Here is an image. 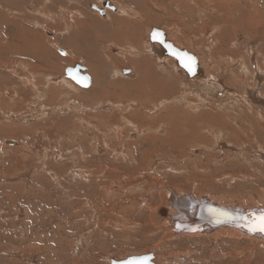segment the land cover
<instances>
[{"label": "rangeland", "instance_id": "374dc122", "mask_svg": "<svg viewBox=\"0 0 264 264\" xmlns=\"http://www.w3.org/2000/svg\"><path fill=\"white\" fill-rule=\"evenodd\" d=\"M149 1L0 0L29 35L7 25L0 50V264H264V241L177 235L168 215L170 190L264 206V0ZM75 63L88 88L65 77Z\"/></svg>", "mask_w": 264, "mask_h": 264}, {"label": "water", "instance_id": "95a60500", "mask_svg": "<svg viewBox=\"0 0 264 264\" xmlns=\"http://www.w3.org/2000/svg\"><path fill=\"white\" fill-rule=\"evenodd\" d=\"M105 5L111 10H114L112 6H108L107 2ZM91 8L96 9L94 6H91ZM156 33H159V36L154 38V34ZM150 40L151 42H157L161 44L164 51L163 53L174 58L176 66L183 68L189 77L199 74L197 72L195 57L187 51L177 49L168 42H165L163 33L161 31H157L153 28L150 33ZM186 64L190 65V68L186 67ZM83 72H85V68L79 63L75 64L73 68L65 69V75L67 78L72 80L78 86L87 88L90 85V79ZM127 72L128 71H122L123 74H126ZM9 143L12 144L11 142ZM259 215V213H249L247 211L242 212L238 210L225 209L214 205H199L196 213L192 216V222H185L182 224H177V222H174L173 229L177 235H184L186 233H197L203 228L206 229V226H211L212 228H217L220 226H232L244 231L247 234L257 233L261 234V236H264V232L250 230L253 221ZM152 259L153 256L151 254H147L129 257L122 261L109 260V264H126V262L132 260L144 261V264H152Z\"/></svg>", "mask_w": 264, "mask_h": 264}, {"label": "bare ground", "instance_id": "6f19581e", "mask_svg": "<svg viewBox=\"0 0 264 264\" xmlns=\"http://www.w3.org/2000/svg\"><path fill=\"white\" fill-rule=\"evenodd\" d=\"M12 1V0H11ZM102 1V0H101ZM107 3H108V1H106ZM106 2H104L103 3V6H105V3ZM141 2V1H140ZM151 2V0L149 1V3ZM158 2V1H157ZM156 4V3H155ZM23 5V4H22ZM110 4L108 3V6H109ZM44 6V5H43ZM65 6V5H64ZM110 6H112V5H110ZM95 7V6H94ZM113 7V6H112ZM96 9L95 10H101L99 7L97 8V7H95ZM114 8V7H113ZM11 9V8H10ZM13 9V8H12ZM69 9V8H68ZM116 10V9H115ZM54 11V10H53ZM117 11H118V9H117ZM4 14V13H3ZM3 14H0V19H1V23H0V37H2L0 40H1V42L0 43H2V44H4V48H3V45L2 44H0V50H11V48H12V45H14V41H15V39L14 38H12V40L10 41V39H8L7 38V36L6 35H4L3 34V30H4V28L5 29H7V25H11V24H13V26L14 27H18V28H20L17 24H19L18 22H14L13 20H11L10 18L11 17H9L8 18V16H4V17H2L1 15H3ZM14 16V15H13ZM73 16V15H72ZM19 18V17H18ZM253 18V17H252ZM63 19V18H62ZM254 19V18H253ZM66 20V19H65ZM72 20V19H71ZM14 22V23H12V22ZM81 21V20H80ZM256 21V20H255ZM69 22V21H68ZM7 23H9V24H7ZM71 23V22H70ZM69 23V24H70ZM72 24V23H71ZM66 25V24H65ZM80 25V24H79ZM241 25V24H240ZM238 27V26H237ZM71 28V27H70ZM239 28V27H238ZM241 29V28H240ZM19 31H20V34H22V35H24V36H26V37H28L29 35L27 34L28 32L26 31V30H23L22 28H20V29H18ZM68 30V29H67ZM116 30V29H115ZM239 30V29H238ZM116 32H117V30H116ZM161 32L163 33V36H164V41L165 42H168L169 44H171L172 46H174L175 48H177V49H180V50H185V51H187L188 53H190V54H192L194 57H195V59H196V64H197V72L199 73V74H197L195 77H197L198 79L201 77V75L203 76V73H201V71H202V66H201V63H200V61H199V58H198V56H197V54H195V53H192V52H190L189 50H187V49H185V47L183 48V47H180V46H178L173 40H168L167 38H166V34H165V31L164 30H161ZM51 33V32H50ZM77 33V32H76ZM151 33V32H150ZM243 33V32H242ZM1 35H3V36H1ZM72 37V36H71ZM72 39V38H71ZM121 39V38H120ZM33 42V41H32ZM74 43V42H73ZM153 43V42H152ZM32 44V43H31ZM159 44V43H158ZM74 45V44H73ZM159 46V48L162 50V52H164L163 51V48H162V46H161V44H159L158 45ZM76 49V48H75ZM81 49V48H80ZM151 49L155 52V51H158V50H156L155 49V46L154 45H152V47H151ZM12 50H14V49H12ZM77 50V49H76ZM15 51V50H14ZM24 51V50H23ZM74 52H76V51H74ZM124 52V51H123ZM162 52L160 51L159 52V54H162ZM88 55H89V53H88ZM168 56V55H167ZM169 57H171V56H169ZM209 57V56H208ZM172 58V57H171ZM252 58H253V56H252ZM251 58V59H252ZM89 59V58H88ZM112 59V58H111ZM253 62V61H252ZM176 64V63H175ZM200 64V65H199ZM257 64V63H256ZM199 66H201V69H200V67ZM178 67V66H177ZM13 71V70H12ZM131 72V70L129 69V73ZM245 71H243V73H244ZM186 72H184V74H185ZM260 74V73H259ZM86 75V74H85ZM131 75V74H130ZM87 76V75H86ZM260 76V75H259ZM264 76V74H262L261 73V78ZM195 77H192V79L194 80L195 79ZM89 79H90V76H89ZM211 80V79H210ZM90 81H91V79H90ZM213 81V80H212ZM211 81V82H212ZM92 82V81H91ZM220 83H221V81H219ZM218 81L217 82H213V83H211V87L212 88H222V86L220 87V83H219ZM28 84V83H27ZM92 84V83H91ZM155 84V83H154ZM165 85V84H164ZM153 86H155V85H153ZM207 87V86H206ZM208 88V87H207ZM226 88V87H225ZM224 87H223V89H225ZM251 94H252V96L255 94V92H251ZM256 95V94H255ZM259 95V94H258ZM253 98H254V96H253ZM252 98V99H253ZM259 98V97H258ZM255 99L256 101L255 102H257L258 104H260L263 108H264V99ZM257 104V105H258ZM218 123V122H217ZM217 123H215V124H217ZM219 125V124H218ZM218 125H215L214 126V129H216L217 127H218ZM201 126V125H200ZM221 126V125H220ZM230 126V125H229ZM211 128V127H210ZM197 129V128H196ZM225 129H226V131L227 132H229V133H231V130H228L229 128H226L225 127ZM220 130V129H219ZM135 132L136 133H139V131H138V129L136 128L135 129ZM169 136L170 137H173L174 135H172V131L169 133ZM200 138V137H199ZM13 144H16V142H12V145ZM172 190H170V194H169V197H168V200L170 201V204H171V212H173V213H171L170 212V214H168L169 216H170V219H174L173 220V223L174 222H177V224H182V223H185V222H192V216L196 213V211H197V209H198V207H199V205H214V206H217V207H220V208H225V209H232V210H238V211H247V212H249V213H259V214H261V213H264V206L263 205H259V206H249V207H245V206H243V205H226V204H220V205H216V204H213V203H211V202H208V201H206L204 198H199V197H193V195H189V196H183V197H177L175 194H173V192H171ZM161 213H163V214H166V210H160V214ZM173 226V225H172ZM174 233V232H173ZM198 233H205V235L206 234H210V235H221V234H226V235H229V236H238V237H240V236H246L247 238L249 237L250 239H255V240H260V241H264V236H261V234H257V233H255V234H247V233H245L244 231H242V230H240V229H238V228H236V227H232V226H220V227H215V228H212L211 226L209 227V226H206V229H202V230H200V231H198L197 233H186V234H184V235H182V236H195V235H197ZM199 236V235H198Z\"/></svg>", "mask_w": 264, "mask_h": 264}, {"label": "snow or ice", "instance_id": "6c2138e0", "mask_svg": "<svg viewBox=\"0 0 264 264\" xmlns=\"http://www.w3.org/2000/svg\"><path fill=\"white\" fill-rule=\"evenodd\" d=\"M158 36H159V33L154 34V38H157ZM186 67L190 68V65L186 64ZM250 230L252 231L258 230V231L264 232V214H260L259 216L255 218L252 226L250 227ZM126 264H144V261L132 260V261L126 262Z\"/></svg>", "mask_w": 264, "mask_h": 264}, {"label": "flooded vegetation", "instance_id": "af4514ba", "mask_svg": "<svg viewBox=\"0 0 264 264\" xmlns=\"http://www.w3.org/2000/svg\"><path fill=\"white\" fill-rule=\"evenodd\" d=\"M106 4V3H105ZM91 6H93V5H90V8H91ZM105 8H108L106 5L104 6ZM114 7V6H113ZM108 9H110V8H108ZM114 9H116L115 7H114ZM98 14H100V15H103L104 14V11L103 10H98ZM157 31H161L160 29H156ZM149 42H151V40H150V37H149ZM157 43V42H156ZM59 53L61 54V55H63L64 56V52H62V51H59ZM75 64H77V63H75ZM74 64V65H75ZM74 65L73 66H71V67H67V68H73L74 67ZM82 66V65H81ZM67 68H65V69H67ZM65 69H64V74H65ZM86 70H87V68H86ZM122 71H128L127 73H126V75L127 76H131L130 75V73H129V69H124V70H122ZM84 74H86L87 75V71L86 72H83ZM88 76V75H87ZM65 77H66V75H65ZM89 77V76H88ZM67 78V77H66ZM67 79H69V78H67ZM77 85V84H76ZM90 85H91V81H90ZM89 85V86H90ZM80 87V86H79ZM88 88V87H87Z\"/></svg>", "mask_w": 264, "mask_h": 264}, {"label": "crops", "instance_id": "0c3cea01", "mask_svg": "<svg viewBox=\"0 0 264 264\" xmlns=\"http://www.w3.org/2000/svg\"><path fill=\"white\" fill-rule=\"evenodd\" d=\"M93 60H94V58H93ZM91 79V78H90ZM92 83V82H91Z\"/></svg>", "mask_w": 264, "mask_h": 264}]
</instances>
